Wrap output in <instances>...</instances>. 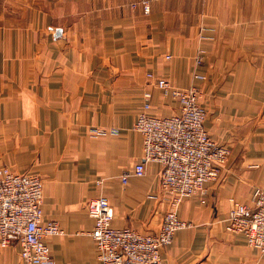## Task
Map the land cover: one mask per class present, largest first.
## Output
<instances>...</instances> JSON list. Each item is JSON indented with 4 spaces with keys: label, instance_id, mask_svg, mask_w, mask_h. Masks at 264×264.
Masks as SVG:
<instances>
[{
    "label": "crops",
    "instance_id": "obj_1",
    "mask_svg": "<svg viewBox=\"0 0 264 264\" xmlns=\"http://www.w3.org/2000/svg\"><path fill=\"white\" fill-rule=\"evenodd\" d=\"M133 1L0 0V167L42 178L44 217L64 231L46 240L56 264H102L86 210L99 195L116 228L154 233L171 209L192 224L160 264H264L226 230L234 202L264 185V0H151L148 15ZM148 73L197 88L205 128L231 151L204 202L175 207L157 163L121 181L142 160L145 92L151 114L180 113ZM20 250L0 247V264H23Z\"/></svg>",
    "mask_w": 264,
    "mask_h": 264
},
{
    "label": "built area",
    "instance_id": "obj_2",
    "mask_svg": "<svg viewBox=\"0 0 264 264\" xmlns=\"http://www.w3.org/2000/svg\"><path fill=\"white\" fill-rule=\"evenodd\" d=\"M131 8H141L148 15L151 0H134ZM201 63L202 57L197 56L196 65ZM148 77L163 95L178 101L180 113L169 117L151 114V93L145 92L144 106L134 123V129L143 136L142 160L125 172L121 181L126 185L131 177H143L146 164L157 163L162 167V186L175 207L186 198L198 197L204 202L206 184L219 178L231 151L219 145L205 128L207 109L197 88L174 87L153 73ZM194 78L206 79L195 73ZM42 205L43 180L38 174L15 173L9 167H0V247L19 244L23 264H56L46 240L64 231L56 221L45 219ZM86 210L94 221L89 235L102 264H160L161 252L172 244L176 232L192 227L176 209L165 213L154 233L113 227L114 208L104 195L90 199ZM226 230L243 234L251 247L264 254V185L253 187L250 203L234 202Z\"/></svg>",
    "mask_w": 264,
    "mask_h": 264
}]
</instances>
